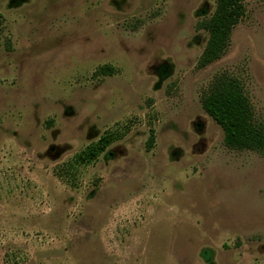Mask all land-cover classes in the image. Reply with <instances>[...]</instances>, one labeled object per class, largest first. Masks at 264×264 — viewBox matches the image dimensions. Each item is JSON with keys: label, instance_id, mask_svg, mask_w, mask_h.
Here are the masks:
<instances>
[{"label": "rangeland", "instance_id": "1", "mask_svg": "<svg viewBox=\"0 0 264 264\" xmlns=\"http://www.w3.org/2000/svg\"><path fill=\"white\" fill-rule=\"evenodd\" d=\"M244 6L199 67L215 0H0V264H264V152L201 102L232 76L264 126V0Z\"/></svg>", "mask_w": 264, "mask_h": 264}, {"label": "trees", "instance_id": "2", "mask_svg": "<svg viewBox=\"0 0 264 264\" xmlns=\"http://www.w3.org/2000/svg\"><path fill=\"white\" fill-rule=\"evenodd\" d=\"M244 12V0H215L213 13L201 23L208 37L198 59L199 67L211 64L225 53L231 32ZM201 102L205 112L222 128L223 141L228 148L264 152V126L256 122L252 105L236 78L216 76ZM115 139L111 133H104L78 152L74 162H94Z\"/></svg>", "mask_w": 264, "mask_h": 264}]
</instances>
